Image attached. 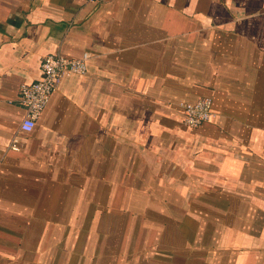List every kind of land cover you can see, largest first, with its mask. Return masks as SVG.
Segmentation results:
<instances>
[{"label": "crops", "instance_id": "crops-1", "mask_svg": "<svg viewBox=\"0 0 264 264\" xmlns=\"http://www.w3.org/2000/svg\"><path fill=\"white\" fill-rule=\"evenodd\" d=\"M0 264H264V0H0Z\"/></svg>", "mask_w": 264, "mask_h": 264}, {"label": "built area", "instance_id": "built-area-1", "mask_svg": "<svg viewBox=\"0 0 264 264\" xmlns=\"http://www.w3.org/2000/svg\"><path fill=\"white\" fill-rule=\"evenodd\" d=\"M89 56L88 52H83L78 57H69L60 53H49L43 56L39 77L30 82H22L19 86L18 99L24 109L19 122L20 131L29 132L35 127L37 118L48 103L51 94L57 90L66 76L87 72ZM178 106L183 123L192 128L210 121L213 114L212 100L208 96L200 97L192 102L182 101ZM8 147L19 150L17 136L10 139Z\"/></svg>", "mask_w": 264, "mask_h": 264}]
</instances>
